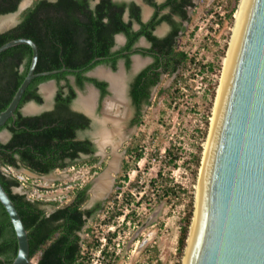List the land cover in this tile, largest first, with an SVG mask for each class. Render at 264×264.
<instances>
[{"label": "trees", "instance_id": "16d2710c", "mask_svg": "<svg viewBox=\"0 0 264 264\" xmlns=\"http://www.w3.org/2000/svg\"><path fill=\"white\" fill-rule=\"evenodd\" d=\"M22 2L23 0H0V20L2 17L16 14ZM90 4L91 0H35L32 6L22 12L19 22L12 29L0 34V47L17 39H29L37 45L39 59L36 73L62 69L75 71L33 80L23 95L14 118L0 130L1 132L7 129L12 135L8 143L3 144L0 141V182L27 229L31 264L87 263L83 262L86 243L80 234L84 231L87 218L89 219L92 212L85 214L81 210L85 198L80 197L72 205L48 213L42 208V202L30 200L24 194L14 193L13 189L19 188L22 182L18 176L5 175L1 168L26 169L39 176L48 175L56 168L62 169L64 165L58 161L64 158L66 152L67 125L64 114L68 105L75 99L73 88L67 83L69 85L67 96L64 95L63 87L59 88L56 97L57 109L54 113L24 117L21 114L22 107L30 101L39 105L43 103L42 97L37 93L40 84L51 80L68 82V76H75L80 87L88 81L105 92V84L86 78L84 74L100 64L116 67V59L111 53L115 34L125 32L130 38L137 35L133 34L130 27L123 22V5L116 4L112 0H102L95 8H91ZM228 18H233V12ZM129 40L130 44L134 41ZM32 56V49L26 45L11 48L0 55V113L8 108L24 82ZM173 57L178 59L176 62L178 65L182 62H185L186 66L194 63V60L185 53L174 54ZM95 59L101 61L90 67ZM177 68L176 65L170 66V74ZM208 68L212 70V66ZM203 69L207 68L203 67ZM178 82L179 80L176 81L175 86ZM175 91L178 92V88ZM131 152L136 154V161L143 157L138 146L132 147ZM168 154L171 155V150ZM175 162L176 160L171 163L176 165ZM200 163L201 157L197 156V168H200ZM131 168L129 163L126 164V173ZM162 179L163 175L160 172L158 178L151 182L153 187H157L156 195L159 201L171 196L174 191L170 188L172 181L167 179L170 187L167 184L163 186ZM126 180L127 178H124L123 182ZM123 187L122 183L117 191L121 193ZM115 210H118L117 206ZM116 214L117 217L122 215L120 212ZM191 222V211L179 222L180 257L186 249ZM91 232L89 229L88 233ZM17 253L18 241L15 230L9 215L0 203V264H12ZM102 253L105 255V250ZM156 262L162 264L159 259H156Z\"/></svg>", "mask_w": 264, "mask_h": 264}, {"label": "rangeland", "instance_id": "374dc122", "mask_svg": "<svg viewBox=\"0 0 264 264\" xmlns=\"http://www.w3.org/2000/svg\"><path fill=\"white\" fill-rule=\"evenodd\" d=\"M28 1L30 7L35 0L22 3ZM240 2L214 0L210 8L205 3L200 10L194 36L186 45L194 63L183 68L176 86L171 81L164 84L167 93L157 98L142 117L133 147L138 146L143 157L138 161L135 153L129 157L132 168L126 174L122 192L113 194L104 211L89 221L81 233L86 243L85 264H156V259L162 264H185L187 245L182 257L178 253L179 222L191 211L193 224L204 152ZM231 12L233 18L229 19ZM21 14L7 16L2 24L15 26ZM48 85L52 94L55 87ZM197 156L201 157L200 168L196 166ZM174 160L176 165L171 163ZM2 170L11 176L23 174V170L18 173L11 168ZM160 172L163 186H169V179L172 181L169 187L174 190L162 201L156 195L157 187L151 185ZM24 178L25 183L15 191L42 202L47 211L51 198L67 192L59 189L69 182L63 172L46 177L24 175ZM155 211L158 213L151 224L132 241ZM117 212L122 215L117 217Z\"/></svg>", "mask_w": 264, "mask_h": 264}, {"label": "flooded vegetation", "instance_id": "af4514ba", "mask_svg": "<svg viewBox=\"0 0 264 264\" xmlns=\"http://www.w3.org/2000/svg\"><path fill=\"white\" fill-rule=\"evenodd\" d=\"M101 1L91 0V8ZM112 1L123 5V22L137 35L132 34L130 38L125 32L115 34L111 53L116 59V67L100 64L84 74L86 78L105 84V92L88 81L80 87L75 76H68V82L51 80L40 84L37 93L43 103L39 105L30 101L21 109L24 117L54 113L59 88L63 87L65 96L69 95L67 86L73 88L75 99L64 114L67 125L66 152L64 158L58 161L64 167L56 168L45 176L32 174L46 177L63 172L69 182L61 184L59 189L67 192L51 198L49 203L53 205L48 212L54 213L84 197L86 201L81 205V210L85 214L92 212L85 227L104 211L105 203L113 194H120L117 188L126 178L125 165L132 157L131 150L141 119L153 102L167 93L164 84L171 81L174 86L186 66L185 62L176 64L178 59L173 55L185 53L192 59L186 45L194 36L200 10L205 3L208 4V0ZM213 2L210 0L207 8ZM129 39L134 40L133 43L130 44ZM92 63L90 67L96 64ZM175 65L178 66L177 70L170 74V66ZM49 82L55 85L52 96H48L44 90ZM31 104L37 109L30 108ZM3 133L7 136L6 141L1 138ZM11 137L7 129L0 132L3 144L8 143ZM21 170L31 173L26 169L15 171L18 173ZM101 182H105V185L102 191H98L97 186ZM16 189L13 192L21 194ZM54 191L57 192L56 189ZM65 198H68L66 202Z\"/></svg>", "mask_w": 264, "mask_h": 264}, {"label": "water", "instance_id": "95a60500", "mask_svg": "<svg viewBox=\"0 0 264 264\" xmlns=\"http://www.w3.org/2000/svg\"><path fill=\"white\" fill-rule=\"evenodd\" d=\"M28 4L22 3L16 14L29 8ZM6 17L0 20V34L14 27L2 24ZM20 45L32 49V62L10 105L0 113V130L14 117L33 80L75 72L62 69L36 73L39 51L29 39L4 44L0 55ZM199 188V212L187 240L185 264H264V0L244 2ZM0 203L18 241L12 264H31L27 229L1 182ZM157 213L141 226L132 241Z\"/></svg>", "mask_w": 264, "mask_h": 264}, {"label": "bare ground", "instance_id": "6f19581e", "mask_svg": "<svg viewBox=\"0 0 264 264\" xmlns=\"http://www.w3.org/2000/svg\"><path fill=\"white\" fill-rule=\"evenodd\" d=\"M244 2H245V0H241V2L239 4V7H238V10H237L236 15H235V18H236L235 28H234V32H233V37H232V41H231V44H230V48H229V51H228V54H227V59L225 61V70H224V74H223V77H222V80H221V87H220L219 92H218V97H217V101H216L215 112H214V117H213V121H212L211 128H212V126L214 124V121H215V116H216V112H217V108H218V103H219V99H220V95H221V91H222V87H223V83H224V79H225L227 67H228V64H229L231 52H232V49H233L235 37H236V34H237V30H238V26H239L241 14H242ZM46 91H48V90L46 89ZM210 135H211V131H210ZM104 185H105V182H101L97 186V190L98 191H102ZM196 195H197L196 196L197 197L196 198V212H195V217H194V221H193L194 222V226H195V223H196V220H197V216H198V212H199V196H200V188H199V185L197 187V194ZM193 230H194V228H192L191 234H192ZM186 264H187V262H186Z\"/></svg>", "mask_w": 264, "mask_h": 264}, {"label": "crops", "instance_id": "0c3cea01", "mask_svg": "<svg viewBox=\"0 0 264 264\" xmlns=\"http://www.w3.org/2000/svg\"><path fill=\"white\" fill-rule=\"evenodd\" d=\"M47 84H51V86H55L53 82H49V83H47ZM44 87H45L44 90H45L46 94H47L48 96H51L53 93L51 94V91H50V90H51V89H50V85H48V86L45 85ZM46 88H48V89H47L48 91H46ZM29 107H30V108H31V107L34 108V110L37 109V107H36L35 105H33V104H31ZM34 110H33V111H34ZM3 136H4V133L1 135V138L3 139V141H6V137H7V136H4V138H3ZM22 173H23L25 176L29 175L30 178H32L33 176H36V175H34V174H32V173H29V172H26V171H22Z\"/></svg>", "mask_w": 264, "mask_h": 264}, {"label": "built area", "instance_id": "2783aa9c", "mask_svg": "<svg viewBox=\"0 0 264 264\" xmlns=\"http://www.w3.org/2000/svg\"><path fill=\"white\" fill-rule=\"evenodd\" d=\"M18 178L20 179V181L22 182V184H24L25 183V178L24 177H22V176H18Z\"/></svg>", "mask_w": 264, "mask_h": 264}]
</instances>
